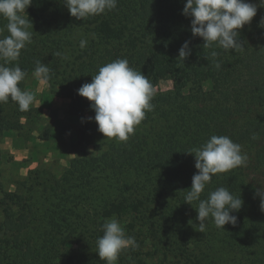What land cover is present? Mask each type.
<instances>
[{"label": "trees", "instance_id": "1", "mask_svg": "<svg viewBox=\"0 0 264 264\" xmlns=\"http://www.w3.org/2000/svg\"><path fill=\"white\" fill-rule=\"evenodd\" d=\"M185 3L118 0L112 11L77 20L63 0H32L21 14L33 25L28 29L32 43L6 66L18 64L25 79L37 60L50 68L45 83L52 97L70 100L79 148L60 178L33 170L3 194L0 264H105L96 252L102 225L129 215L136 222L127 229L139 247L122 252L121 264H145L140 257L150 241L167 264H264V211L255 195L264 187V8L258 7L240 30L243 50L225 51L205 48L202 38L193 37L192 18L182 14ZM7 23L0 16V38L8 35ZM79 29L94 37L83 49L70 40ZM185 41H190L191 55L183 62L178 54ZM214 50L219 53L215 58ZM118 58L147 76L153 91L162 81L172 82L171 89L153 92V110L126 142L105 138L98 125L91 127L84 120L90 102L77 94L100 66ZM207 83L210 89H204ZM40 115V108L20 111L11 99L0 103V141L8 132L20 135L22 121L31 125ZM95 135L104 139L93 143ZM213 135L230 137L249 159L246 167L214 175L201 199L225 187L244 203L231 213L238 218L235 226L218 229L209 218L201 233L198 201L190 205L184 198L198 171L194 154L186 152ZM89 147L98 156H87Z\"/></svg>", "mask_w": 264, "mask_h": 264}, {"label": "clouds", "instance_id": "2", "mask_svg": "<svg viewBox=\"0 0 264 264\" xmlns=\"http://www.w3.org/2000/svg\"><path fill=\"white\" fill-rule=\"evenodd\" d=\"M118 0H63L70 15L77 20H86L92 16L105 14L117 7ZM32 4V0H0V16L8 23V35L0 38V103L9 99L16 102L20 111H28L35 101L32 92L24 91L19 84L27 73L18 64L6 66L17 61L21 50L32 43L33 27L29 19L22 13ZM258 7L264 8V0L258 4L246 0H186L182 14L191 17V32L193 37L203 39L205 48L214 46L225 51H242L244 42L240 38V30L250 24L256 16ZM260 27H264V18ZM4 29H0L3 33ZM190 41L179 49L178 58L184 62L191 55ZM87 41L81 40L80 47H86ZM54 55H62L57 52ZM219 53L212 51L211 56ZM220 68L219 62L215 64ZM50 68L36 61L33 75L47 82L50 79ZM77 94L90 101L94 111V120L98 131L106 138H116L126 142L134 134L135 127L146 117V112L153 110V85L141 71H136L127 59L118 58L100 66L92 76L91 83L83 84ZM93 117H89L91 121ZM255 139V136L253 137ZM195 156V168L198 170L192 177V186L185 194V203L198 201L197 221L199 232L206 231V221L211 218L218 229L225 230L226 224L235 226L237 216L231 213L239 212L243 200L235 197L229 189L218 187L208 193L206 199H201L206 186L213 176L225 173L238 167H246L247 154L242 152V146L228 136H211L198 148L189 150ZM260 197V207L264 211V187L259 186L255 192ZM103 235L97 238V253L105 264H116L122 252L139 247L135 237L128 236L116 218L106 220L102 225Z\"/></svg>", "mask_w": 264, "mask_h": 264}, {"label": "rangeland", "instance_id": "3", "mask_svg": "<svg viewBox=\"0 0 264 264\" xmlns=\"http://www.w3.org/2000/svg\"><path fill=\"white\" fill-rule=\"evenodd\" d=\"M86 40L87 45L91 41H94L93 35L84 29H79L75 31V34L70 38L74 48L78 49L80 47V41ZM72 56H67L71 59ZM67 59V62H71ZM33 72L28 75L25 79L24 91L32 92L35 96L34 103L30 106L31 108H38L39 102L47 101L48 98H58L52 97L48 90V85L45 83L47 92L49 95L41 93V88L43 87L41 81L37 78H33ZM172 82L170 80H165L160 82L155 88L154 93L165 92L171 89ZM204 89H210V84L207 83ZM37 90V91H36ZM46 98V99H45ZM63 99V98H58ZM69 102L68 105H62V101H58L52 108L60 109L59 112L53 113L51 106L45 112L44 117L39 116L33 124H27L25 121L24 128L20 132V137L25 139L28 144L30 151L29 161L34 163L32 169L24 172L21 175H17L9 170V163L11 161V156H9L5 150L2 149V139L0 141V174H1V187H0V199L5 192L14 191L16 189V184L27 178L28 173L33 170H47L55 178H60L62 174L68 167L69 161L75 157L74 150L78 147L79 142L76 140L78 133V120L70 115L69 105L70 100L64 99ZM90 102V101H89ZM91 103V102H90ZM89 103V104H90ZM62 105V106H61ZM43 110L41 109V114ZM94 111L90 108L84 120L87 121L91 127L96 126L97 123L94 120ZM89 117H93L91 121L88 120ZM44 128V129H43ZM104 137L100 135H95L91 139L93 143H98L103 140ZM106 141V140H105ZM4 152V153H3ZM4 154V155H3ZM87 156L94 157L98 156L96 148L92 149L89 147L87 149ZM8 155V156H7ZM1 214V213H0ZM121 226L124 228L126 234L131 236V232L127 229V224L130 222H136L133 216H124L121 218H116ZM158 247L154 242H148L144 245L142 249L141 259L144 260L145 264H167V260L160 251H157ZM137 260V258H136ZM116 264H121L116 262Z\"/></svg>", "mask_w": 264, "mask_h": 264}, {"label": "crops", "instance_id": "4", "mask_svg": "<svg viewBox=\"0 0 264 264\" xmlns=\"http://www.w3.org/2000/svg\"><path fill=\"white\" fill-rule=\"evenodd\" d=\"M33 78H36V77L33 76ZM41 83L43 85V87L41 88V93L45 94L46 96L49 95L47 92L45 83L42 81ZM46 100L47 101L44 100V101L39 102V106H38V108L43 110L42 111L43 113L41 114L42 117H44L45 112H47V109L49 108V106H51V110H53V113L55 112L58 113L60 109L58 110L57 108L56 109L52 108L55 104L58 103V101H62L61 102L63 103L62 105H64L65 103V106L69 104V102L64 99H58V98L48 99L47 98ZM22 123L25 124V120H23ZM28 144L29 143H27L25 139L20 137L15 132H8L2 137V149L5 150L4 152H6L9 156H11V161L9 163V167H10L9 170L11 172L16 173L17 175H21L24 172L32 169L33 167L32 165L34 163L29 161L30 151L28 148Z\"/></svg>", "mask_w": 264, "mask_h": 264}]
</instances>
